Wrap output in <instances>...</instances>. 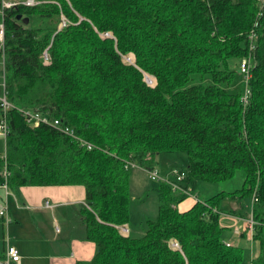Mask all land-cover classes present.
Instances as JSON below:
<instances>
[{
  "label": "trees",
  "instance_id": "obj_1",
  "mask_svg": "<svg viewBox=\"0 0 264 264\" xmlns=\"http://www.w3.org/2000/svg\"><path fill=\"white\" fill-rule=\"evenodd\" d=\"M35 2L0 15L6 27L5 91L14 106L7 111L9 187L85 188L81 215L96 252L78 264H243L244 250L222 238L221 206L256 195L253 239L259 253L249 264H264L260 0ZM32 17L34 26L27 25ZM129 55L134 64L124 62ZM248 57L254 65L244 104V90L228 88L236 76L234 60ZM21 110L51 124L34 128ZM163 152L187 155L184 184L192 193L200 181H228L238 172L243 187L180 212L186 196L161 183L155 189L157 215L145 221L142 235H134V228L123 235L119 228L132 215L130 164L154 168ZM2 166L1 157L0 171Z\"/></svg>",
  "mask_w": 264,
  "mask_h": 264
},
{
  "label": "crops",
  "instance_id": "obj_2",
  "mask_svg": "<svg viewBox=\"0 0 264 264\" xmlns=\"http://www.w3.org/2000/svg\"><path fill=\"white\" fill-rule=\"evenodd\" d=\"M85 200L86 191L81 185L22 186L17 189L9 187L8 190L0 185V206L7 208L12 219L7 226L0 218V262L5 260L8 244L19 250L20 264L90 262L96 247L86 239V226L81 215V210L87 207ZM224 202L226 209H222L220 225L234 235L224 240L231 245L234 240L236 246L248 247L250 263L259 253L258 243L246 231L250 217H243L239 202L233 200L232 205L227 200ZM195 203H180L177 208L186 212Z\"/></svg>",
  "mask_w": 264,
  "mask_h": 264
},
{
  "label": "rangeland",
  "instance_id": "obj_3",
  "mask_svg": "<svg viewBox=\"0 0 264 264\" xmlns=\"http://www.w3.org/2000/svg\"><path fill=\"white\" fill-rule=\"evenodd\" d=\"M65 19V18H64ZM63 19V20H64ZM35 18L32 17L30 19V23H26L27 25L34 26ZM65 23V20H64ZM63 25V22L62 24ZM251 58V57H248ZM246 59V58H245ZM243 59V60H245ZM252 59V58H251ZM124 62L127 64H134L135 58L133 55H129L123 58ZM241 60V61H243ZM251 67V72H252ZM232 69L236 72L235 79L228 88L231 92H236L239 88L245 89L244 84V76L241 74L240 71V60H234L232 64ZM4 77L5 73L3 70V65L1 64L0 59V98L4 97ZM146 82L150 86L155 85V79L150 76H146ZM6 144L5 138L0 136V158L5 155L6 152ZM188 167V157L185 153L182 152H175V153H161L157 156L156 162L154 164V168L160 173V176L164 179L172 178L173 171H186ZM162 182L160 181H151L148 177V174L141 168V167H131L130 168V181H129V193L131 197V220L130 223L127 225L128 228H134V235L140 236L142 235V227L144 226L145 221L148 218H154L158 213L159 208V199L155 192ZM244 183V176L242 172H238L234 179L223 181V182H207V181H200L197 185V189L195 194H197L199 200H195L190 197H186L182 204L186 202H196V201H205L209 198L213 197L214 195L222 192H234L236 190H241ZM252 200L253 196H244L241 198L235 199L236 202H239L240 205L243 207V217L247 219L251 215V208H252ZM229 201L230 205L233 200ZM224 203H222L221 208L225 210ZM228 204V203H227ZM137 229V231H135ZM224 234L222 238L226 237H234L232 231L224 230ZM11 236H13V232L10 230ZM234 246H236V242H232ZM238 247V246H237ZM244 250V262L243 264H249L250 259V251L243 248Z\"/></svg>",
  "mask_w": 264,
  "mask_h": 264
},
{
  "label": "built area",
  "instance_id": "obj_4",
  "mask_svg": "<svg viewBox=\"0 0 264 264\" xmlns=\"http://www.w3.org/2000/svg\"><path fill=\"white\" fill-rule=\"evenodd\" d=\"M1 1V9H0V15L3 16V12L5 8H12L16 5L23 4L26 6H34L36 5L35 0H26V1H9V0H0ZM260 7L261 10L259 11V16H263L264 14V0H260ZM65 23H63L64 25ZM255 26H257V23H255ZM254 34H251L249 36L250 39H252ZM6 27L4 23V18L0 20V53H1V64L3 65V70L6 65ZM44 59L45 62L47 63L49 61V55L47 52L44 53ZM254 63L251 58H246L243 61H240V71L241 74L244 76V84H245V89L244 93L242 96V101L244 104H247L249 101V97L251 95V89H250V82L252 80V72H251V67H253ZM14 108V106L8 101L7 96H6V91H5V77H4V97L0 98V109L2 111L1 117H0V136L7 138L8 132H9V125H8V120H7V111L9 109ZM24 117L26 118V121L34 128L40 126L41 124H51V122L48 120V118L41 116L40 114H35L27 110H21L20 111ZM54 125L56 128H59V121H55ZM62 132L66 133L67 135H70L74 138V132L69 129V128H59ZM78 139V138H76ZM83 145H86L88 149H92V145L79 139ZM3 161V166L0 171V176L4 180L3 184H0L1 187L4 189L8 190L9 189V184H8V178H9V170H8V163H7V156L6 152L5 155L2 157ZM132 167H136V165L130 164ZM147 174L148 177L151 181H160L162 183H165L169 185L173 192L175 193H181L185 195L186 197H191L195 200H199L197 194L192 193L190 190H188L185 187L184 184V179L187 176V173L184 171H173L172 172V178H162L160 176V173L155 169H147V168H142ZM257 201L256 195H254L253 200H252V209H253V204L254 202ZM197 202V201H196ZM48 204V203H47ZM253 211V210H252ZM0 218H2L5 222V224L8 226L11 224L12 219L8 214V210L5 206H0ZM256 225V221L253 217V212L247 222V229L246 231L253 237V230ZM121 233L123 235H129V229L127 226H123L119 228ZM228 245H231L227 243ZM172 246L174 248H179V245L176 242L172 243ZM21 262V256L19 253V250L10 244L7 245L6 249V257L5 260L1 261L0 264H12V263H17L20 264Z\"/></svg>",
  "mask_w": 264,
  "mask_h": 264
},
{
  "label": "water",
  "instance_id": "obj_5",
  "mask_svg": "<svg viewBox=\"0 0 264 264\" xmlns=\"http://www.w3.org/2000/svg\"><path fill=\"white\" fill-rule=\"evenodd\" d=\"M21 19V18H20ZM25 23H29V19H25Z\"/></svg>",
  "mask_w": 264,
  "mask_h": 264
},
{
  "label": "clouds",
  "instance_id": "obj_6",
  "mask_svg": "<svg viewBox=\"0 0 264 264\" xmlns=\"http://www.w3.org/2000/svg\"><path fill=\"white\" fill-rule=\"evenodd\" d=\"M6 141V140H5Z\"/></svg>",
  "mask_w": 264,
  "mask_h": 264
}]
</instances>
